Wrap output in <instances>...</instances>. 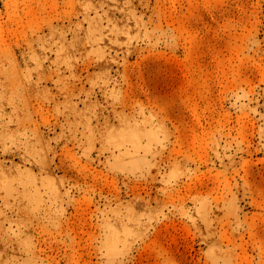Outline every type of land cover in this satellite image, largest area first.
<instances>
[{"label": "rangeland", "instance_id": "1", "mask_svg": "<svg viewBox=\"0 0 264 264\" xmlns=\"http://www.w3.org/2000/svg\"><path fill=\"white\" fill-rule=\"evenodd\" d=\"M0 264H264V0H0Z\"/></svg>", "mask_w": 264, "mask_h": 264}]
</instances>
